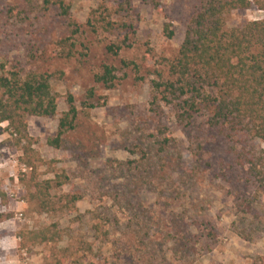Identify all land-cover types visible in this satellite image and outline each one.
Wrapping results in <instances>:
<instances>
[{
  "label": "rangeland",
  "instance_id": "obj_1",
  "mask_svg": "<svg viewBox=\"0 0 264 264\" xmlns=\"http://www.w3.org/2000/svg\"><path fill=\"white\" fill-rule=\"evenodd\" d=\"M59 2L69 6V18ZM199 6V0H0V65L10 72L51 75L50 84L61 96L54 117L28 118L29 135L36 140L31 159L9 141L7 123L0 125V192L5 195V201L0 197V264H264V193L236 165L233 152L244 144L208 132L204 114L195 130L184 129L173 105L160 98L154 103L155 72L165 71L163 60L177 56ZM105 7L114 28L124 22L132 26L125 31L132 47L118 57L106 48L121 43L116 39L121 31L107 32L96 23ZM263 19L264 10L253 6L230 13L225 28ZM70 20L81 26L80 33H73ZM124 61L133 65L126 68ZM104 65L117 69L112 90L94 81ZM69 96L78 111L76 129L54 148L48 140L69 111ZM91 102L100 106L88 109ZM163 128L176 142L159 154L155 142L165 137ZM197 135L207 145L194 177L191 170L199 164L190 138ZM249 144L264 149L258 139ZM34 179L64 182L51 192L52 199L63 208L60 198L81 196L77 212L40 211L31 198ZM50 226L58 227L59 241L20 247L22 231ZM172 226L192 238L187 252H176ZM136 227L157 238L158 258L139 261V253L129 250L120 255L117 239Z\"/></svg>",
  "mask_w": 264,
  "mask_h": 264
},
{
  "label": "trees",
  "instance_id": "obj_2",
  "mask_svg": "<svg viewBox=\"0 0 264 264\" xmlns=\"http://www.w3.org/2000/svg\"><path fill=\"white\" fill-rule=\"evenodd\" d=\"M199 2V9L187 25L185 38L177 56L173 60H163L165 71L155 72L156 80L152 82L156 92L154 103L160 98V101L173 105L178 121L184 129L192 127V130H195L199 116L204 114L208 132L214 131L216 135L243 143L244 146L240 150L233 151L236 165L246 169L257 190L264 193V149H256L249 144V140L254 139L264 142V19L247 21L241 27L230 30L225 28L226 17L230 13L247 11L253 6L264 10V0ZM59 7L62 15L69 18V6L59 2ZM103 13L96 18V23L104 24L105 27H99H103L107 32L116 29L121 31L116 36L121 43H110L106 48L108 54L118 57L123 49L132 47L125 32L132 30V26L124 22L114 28L115 23L109 20L112 16L111 10L105 7ZM70 26L74 27V34L81 32V26L76 22L70 20ZM95 28L93 27L94 32H97ZM122 65L128 68L133 64L124 61ZM116 72L114 66L104 65L102 73L94 76L95 84L106 90L114 89L118 80ZM51 78L52 76L46 73L25 72L23 69L6 71L5 67L0 65V125L7 123L9 141L19 148L26 158L31 159L36 154L33 148L36 140L29 135L28 118L54 117L58 110L61 96L53 90ZM88 97L90 101L95 99L93 89L88 92ZM67 102L69 111L60 119L56 137L48 140V144L54 148H60L64 136L76 129L78 111L74 98L69 96ZM99 106V103L91 102L87 108L95 109ZM160 134L165 137L158 143L155 142L159 154L167 152L176 142L167 128L160 130ZM190 141L193 144L190 148L191 154L199 164L191 170L192 176L195 177L198 171H201L200 154L203 153L207 141L200 135L192 136ZM34 181L36 183L31 198L38 203L40 211L57 213L65 207L70 213L77 212L76 204L81 200V196L72 194L60 198L59 203L66 202L63 208L52 199L51 192L56 187L63 186L64 182ZM0 197L5 201L2 192ZM2 219L3 216L0 220ZM171 229L175 231L172 240L176 252L190 250L188 244L192 243V238L181 236L175 226ZM127 230L126 238H118L116 242L120 243L114 245L120 255L127 250L135 251L139 253L138 260L143 262L161 255L162 247L157 238L145 236L143 229L139 227ZM156 230L158 233V227ZM18 238L20 247L29 250L38 245L57 242L61 239V234L57 226H50L22 231Z\"/></svg>",
  "mask_w": 264,
  "mask_h": 264
}]
</instances>
